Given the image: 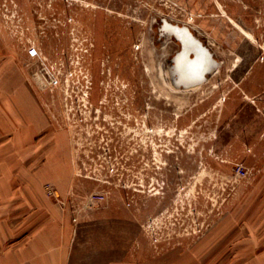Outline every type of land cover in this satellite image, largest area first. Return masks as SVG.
Wrapping results in <instances>:
<instances>
[{"label": "rangeland", "instance_id": "obj_1", "mask_svg": "<svg viewBox=\"0 0 264 264\" xmlns=\"http://www.w3.org/2000/svg\"><path fill=\"white\" fill-rule=\"evenodd\" d=\"M159 17L222 62L183 97ZM0 239V264H264V0H0Z\"/></svg>", "mask_w": 264, "mask_h": 264}, {"label": "water", "instance_id": "obj_2", "mask_svg": "<svg viewBox=\"0 0 264 264\" xmlns=\"http://www.w3.org/2000/svg\"><path fill=\"white\" fill-rule=\"evenodd\" d=\"M153 23L157 25V34L159 39L174 40L181 45V51L170 62L174 65L170 68L168 81H164L165 85L173 92H192L195 91L205 81V78H199L196 82L186 83L180 78L175 80L174 76L182 75V68L189 63L196 69L199 76L202 68L203 73L216 74L221 61L217 59L209 50L207 45L196 35L192 33L187 25H180L167 20L165 17L154 19ZM189 54H194L195 58L189 60ZM180 69H182L180 71ZM184 71V70H183ZM202 73V75H204ZM189 75V74H188ZM193 75V74H192Z\"/></svg>", "mask_w": 264, "mask_h": 264}, {"label": "flooded vegetation", "instance_id": "obj_3", "mask_svg": "<svg viewBox=\"0 0 264 264\" xmlns=\"http://www.w3.org/2000/svg\"><path fill=\"white\" fill-rule=\"evenodd\" d=\"M166 19L169 20V21H172L169 18H166ZM172 22L173 23H178L176 21H172ZM179 24L182 25L184 23H180L179 22ZM153 25H154V28H155L156 35H155V37L152 38V42H153L154 46L158 47L160 49V51H161L160 54H159L160 55V62H159V66H158V73H160V71H161L163 80L164 81H168L169 78H170V75H169L170 68L172 66H174L170 61L177 56L178 52L181 51V45L178 42H176L174 40H170V39L166 40V39H162L161 38V39L158 40L157 25L155 23H153ZM188 27H189V29L192 31V33L194 35L198 36L191 26H188ZM202 41L205 43L204 40H202ZM207 47H208V45H207ZM208 48L214 54V56L216 57L215 53L213 52V49L211 47H208ZM155 52H156V50L154 51V53ZM194 58H195L194 54H189V60L190 61L193 60ZM220 66H219V68H220ZM182 69L185 72H188L189 75L188 76H184V77H180L179 75L176 74L174 76L175 80H178L180 78L181 81H184L186 83H193V82H196L199 78L204 77L205 81L199 86V88L202 85H204L206 83H209L210 80L212 79V77L215 75V74H211L210 75L208 73H203L202 72L203 70L201 68V70H200L201 75L199 76V74L197 73L196 69H194L192 64H190V63L188 65H185ZM182 69H180V71ZM183 70H182V72H183ZM202 73L204 75H202Z\"/></svg>", "mask_w": 264, "mask_h": 264}, {"label": "bare ground", "instance_id": "obj_4", "mask_svg": "<svg viewBox=\"0 0 264 264\" xmlns=\"http://www.w3.org/2000/svg\"><path fill=\"white\" fill-rule=\"evenodd\" d=\"M190 17V16H189ZM169 19H171V18H169ZM172 21H175V20H173V19H171ZM230 21H231V23L237 28V29H239L240 31H241V29H240V27H239V25L237 24V23H235V21H233L232 19H230ZM178 23L180 22V21H177ZM180 23H184L185 25H190L192 28H193V30L196 32V34L198 35V37H200L201 39H203L204 41H205V43L208 45V46H210L211 48H213L214 47V43H212L211 41H210V37L206 34V33H204L203 32V30L202 29H200V28H198L197 26H195L194 25V22L192 23L191 21H184V22H180ZM182 73V75L183 76H188V72H185V71H183V72H181ZM160 76H161V78H160V80H159V76H158V81L160 82V84L162 85V87H164V89H166L171 95H173V96H175V97H183L184 95H188L189 93H191V92H187V93H183V92H173V91H171L166 85H165V82H164V80L162 79L163 77H162V75L160 74ZM162 79V80H161ZM203 86V85H202ZM201 86V87H202ZM199 89V88H198ZM197 89V90H198Z\"/></svg>", "mask_w": 264, "mask_h": 264}, {"label": "crops", "instance_id": "obj_5", "mask_svg": "<svg viewBox=\"0 0 264 264\" xmlns=\"http://www.w3.org/2000/svg\"><path fill=\"white\" fill-rule=\"evenodd\" d=\"M197 5H198V4H197ZM1 242H3V241L0 239V243H1ZM259 259H260V257H259ZM19 264H22V263H19ZM24 264H25V263H24Z\"/></svg>", "mask_w": 264, "mask_h": 264}]
</instances>
